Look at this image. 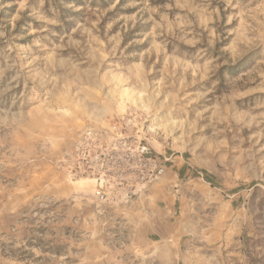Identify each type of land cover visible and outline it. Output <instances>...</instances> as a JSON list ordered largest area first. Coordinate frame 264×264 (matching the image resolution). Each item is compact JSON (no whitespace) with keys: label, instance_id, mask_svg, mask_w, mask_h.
<instances>
[{"label":"rangeland","instance_id":"rangeland-1","mask_svg":"<svg viewBox=\"0 0 264 264\" xmlns=\"http://www.w3.org/2000/svg\"><path fill=\"white\" fill-rule=\"evenodd\" d=\"M78 1L0 0V264H264V0ZM117 122L169 161L100 201L57 161Z\"/></svg>","mask_w":264,"mask_h":264},{"label":"built area","instance_id":"built-area-1","mask_svg":"<svg viewBox=\"0 0 264 264\" xmlns=\"http://www.w3.org/2000/svg\"><path fill=\"white\" fill-rule=\"evenodd\" d=\"M124 128L117 122L83 129L71 150L57 161L58 168L70 181H90L93 196L100 201L110 199L111 190L129 188L125 193L132 194L157 183L169 160L159 159L146 143L126 135Z\"/></svg>","mask_w":264,"mask_h":264},{"label":"crops","instance_id":"crops-1","mask_svg":"<svg viewBox=\"0 0 264 264\" xmlns=\"http://www.w3.org/2000/svg\"><path fill=\"white\" fill-rule=\"evenodd\" d=\"M179 199H181L180 197H179ZM177 235H179L178 236V240L176 239V241L175 240H173L174 241V243H171V244H168V245H163V250L165 251V252H170V253H177V252H180V250H181V246L184 244V242L186 241V239H185V236H186V233L184 232V230L182 229V231H181V228H180V226H178V232L176 233ZM181 237H184V238H182L181 239Z\"/></svg>","mask_w":264,"mask_h":264},{"label":"trees","instance_id":"trees-1","mask_svg":"<svg viewBox=\"0 0 264 264\" xmlns=\"http://www.w3.org/2000/svg\"><path fill=\"white\" fill-rule=\"evenodd\" d=\"M67 3L68 2H75V4H79L78 0H65ZM94 1H100V2H105V0H94ZM112 0H107V3H104L103 7H106L108 4L111 3Z\"/></svg>","mask_w":264,"mask_h":264}]
</instances>
